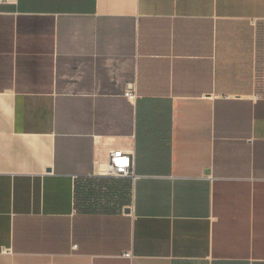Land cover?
<instances>
[{"label":"crops","instance_id":"0c3cea01","mask_svg":"<svg viewBox=\"0 0 264 264\" xmlns=\"http://www.w3.org/2000/svg\"><path fill=\"white\" fill-rule=\"evenodd\" d=\"M262 84L264 0L1 4L0 264H264Z\"/></svg>","mask_w":264,"mask_h":264},{"label":"trees","instance_id":"16d2710c","mask_svg":"<svg viewBox=\"0 0 264 264\" xmlns=\"http://www.w3.org/2000/svg\"><path fill=\"white\" fill-rule=\"evenodd\" d=\"M95 180L96 179L90 178L76 185L75 207L77 211L98 212L109 211L116 208V197L103 190L104 187L93 184Z\"/></svg>","mask_w":264,"mask_h":264},{"label":"built area","instance_id":"2783aa9c","mask_svg":"<svg viewBox=\"0 0 264 264\" xmlns=\"http://www.w3.org/2000/svg\"><path fill=\"white\" fill-rule=\"evenodd\" d=\"M5 2H7V0H0V5ZM127 96H131V93L128 92ZM107 174L110 177L116 178H134V164L131 156L122 150L112 151L110 154L109 169Z\"/></svg>","mask_w":264,"mask_h":264},{"label":"rangeland","instance_id":"374dc122","mask_svg":"<svg viewBox=\"0 0 264 264\" xmlns=\"http://www.w3.org/2000/svg\"><path fill=\"white\" fill-rule=\"evenodd\" d=\"M258 93L264 95V84H262L260 88H258Z\"/></svg>","mask_w":264,"mask_h":264}]
</instances>
